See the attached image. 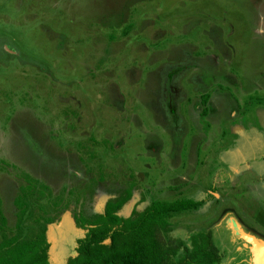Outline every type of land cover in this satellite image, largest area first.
I'll return each instance as SVG.
<instances>
[{"label":"rangeland","instance_id":"obj_1","mask_svg":"<svg viewBox=\"0 0 264 264\" xmlns=\"http://www.w3.org/2000/svg\"><path fill=\"white\" fill-rule=\"evenodd\" d=\"M25 174L47 189L21 231L48 221L53 264L84 234L74 215L126 187L123 216L198 201L171 236L210 229L222 261L248 264L236 231L264 239V0H0V206L14 232Z\"/></svg>","mask_w":264,"mask_h":264},{"label":"trees","instance_id":"obj_2","mask_svg":"<svg viewBox=\"0 0 264 264\" xmlns=\"http://www.w3.org/2000/svg\"><path fill=\"white\" fill-rule=\"evenodd\" d=\"M13 203L17 208L14 228L7 223L0 206V264H53L49 260L47 220L34 232L21 231L47 187L25 174ZM131 197V187L109 198L101 212L87 217L75 214L77 227L84 230L76 241L75 253L65 264H229L213 240L210 229L189 235V243L171 236V218L193 209L198 201L190 198L156 199L142 209L133 208L127 216L120 209ZM40 199V200H39Z\"/></svg>","mask_w":264,"mask_h":264},{"label":"water","instance_id":"obj_3","mask_svg":"<svg viewBox=\"0 0 264 264\" xmlns=\"http://www.w3.org/2000/svg\"><path fill=\"white\" fill-rule=\"evenodd\" d=\"M241 236H243L244 238H249L253 244V246L250 247L252 264H264V246H260V244L263 243L259 242L253 235L241 233Z\"/></svg>","mask_w":264,"mask_h":264},{"label":"crops","instance_id":"obj_4","mask_svg":"<svg viewBox=\"0 0 264 264\" xmlns=\"http://www.w3.org/2000/svg\"><path fill=\"white\" fill-rule=\"evenodd\" d=\"M236 232L238 233V235H240L239 236L240 239L238 238L239 240H241V238L243 237V236H241V233H245V234H248V235H253L259 242L263 243V244H260V246H264V239H262L260 237H257L254 233H252L250 231L246 232V231H244L242 229V227L240 229L238 228V231H236ZM243 240H244V242H240L241 243V246H239V244L236 245V250L239 251V250H244L245 249L248 252V254H249L248 255L249 257H248V261L247 262H248V264H252V255H251V252H250V247H252L253 244H252V242L250 241L249 238H244ZM262 261H263V259H262Z\"/></svg>","mask_w":264,"mask_h":264}]
</instances>
